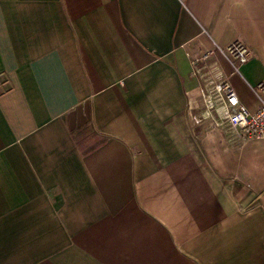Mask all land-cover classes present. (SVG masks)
Listing matches in <instances>:
<instances>
[{
    "label": "crops",
    "instance_id": "crops-1",
    "mask_svg": "<svg viewBox=\"0 0 264 264\" xmlns=\"http://www.w3.org/2000/svg\"><path fill=\"white\" fill-rule=\"evenodd\" d=\"M198 62L256 111L264 0H0V264H264V138L196 122Z\"/></svg>",
    "mask_w": 264,
    "mask_h": 264
},
{
    "label": "built area",
    "instance_id": "built-area-1",
    "mask_svg": "<svg viewBox=\"0 0 264 264\" xmlns=\"http://www.w3.org/2000/svg\"><path fill=\"white\" fill-rule=\"evenodd\" d=\"M216 54L224 58L233 74L246 80L243 67L250 63L252 54L245 43L236 40L225 48L216 44L213 50L204 55L203 61ZM198 64L199 62L194 73L204 84V108L196 117V122L201 123L205 119L216 117L218 123H227L245 138H264V81L255 85L247 83L259 101V108L251 111L242 102L229 75L224 73L218 62L204 66Z\"/></svg>",
    "mask_w": 264,
    "mask_h": 264
}]
</instances>
